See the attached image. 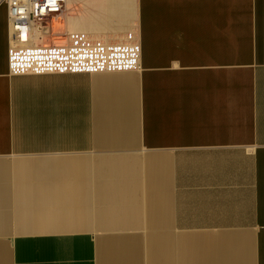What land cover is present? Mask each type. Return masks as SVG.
Returning <instances> with one entry per match:
<instances>
[{"label":"crops","instance_id":"0c3cea01","mask_svg":"<svg viewBox=\"0 0 264 264\" xmlns=\"http://www.w3.org/2000/svg\"><path fill=\"white\" fill-rule=\"evenodd\" d=\"M0 2V264H264V0Z\"/></svg>","mask_w":264,"mask_h":264},{"label":"built area","instance_id":"2783aa9c","mask_svg":"<svg viewBox=\"0 0 264 264\" xmlns=\"http://www.w3.org/2000/svg\"><path fill=\"white\" fill-rule=\"evenodd\" d=\"M2 1L8 4L13 40L18 45H29L46 34L48 23L63 13L68 0Z\"/></svg>","mask_w":264,"mask_h":264}]
</instances>
